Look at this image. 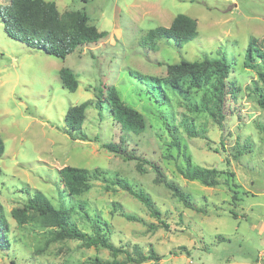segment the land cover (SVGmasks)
I'll list each match as a JSON object with an SVG mask.
<instances>
[{"label":"rangeland","instance_id":"1","mask_svg":"<svg viewBox=\"0 0 264 264\" xmlns=\"http://www.w3.org/2000/svg\"><path fill=\"white\" fill-rule=\"evenodd\" d=\"M48 1L56 2L62 14L85 13L107 33L62 59L11 38L0 12V138L5 146L0 154V264H259V252L264 251V107L254 88L257 73L244 60L251 40L264 39V0ZM8 3L0 0V11ZM180 13L197 19L195 39L182 47L167 39L155 47L141 44L151 29L170 26ZM222 55L231 64L222 126L208 113L192 110L190 102H199L203 90L184 95L168 91L169 100L162 102L134 76L165 78L169 64ZM63 67L79 79L74 92L63 86ZM113 87L143 114V131L121 127L105 103L101 114L95 107L100 89L107 96ZM85 101L93 102L83 124L88 139L72 138L66 112ZM185 120L195 125L197 136L189 133ZM121 138L138 155L159 164L165 179L189 193L195 207L158 182L150 164L141 171L138 160L103 146ZM187 157L195 165L220 171V183L207 186L184 177L179 168L186 166ZM67 165L100 174L93 175L89 189L72 196L60 173ZM104 177H121L142 187L169 226H162L141 201ZM36 191L57 207H72L74 222L90 234L96 231L92 218L99 216L102 232L122 251L113 254L101 245L58 238L55 229L26 207ZM116 204L140 221L114 210ZM16 209H25L27 216L18 218ZM138 250L160 258L129 261L127 252L138 258Z\"/></svg>","mask_w":264,"mask_h":264},{"label":"trees","instance_id":"2","mask_svg":"<svg viewBox=\"0 0 264 264\" xmlns=\"http://www.w3.org/2000/svg\"><path fill=\"white\" fill-rule=\"evenodd\" d=\"M6 32L11 38L20 40L32 47L42 48L47 53L65 59L69 54L79 47L89 43L98 42L106 31H100L96 25L91 24L88 15L80 11H69L61 13L56 2L48 0H9L4 10L0 11ZM197 19L180 13L175 16L170 26H158L151 29L141 40L143 46L155 47L162 39L173 41L176 46L182 47L198 36ZM264 39L263 41L253 38L246 50L244 64L247 68L257 73L256 86L258 102L264 107ZM230 62L225 55L219 57H203L201 60L182 59L178 63L167 66V76L158 78L154 76H144L133 73L137 76L148 90L159 100L166 101L169 97L165 94L174 91L176 94L184 95L191 89H201L204 96L197 102L191 101V108L196 112H206L222 126L225 119V106L228 94L230 93L226 76L230 69ZM63 86L69 91H76L79 87V79L76 73L63 67L59 71ZM260 84V85H259ZM234 91H232L233 94ZM92 101H85L69 107L65 115V124L69 129L72 138L88 139L83 131V124L86 120L87 109L92 105ZM108 105L113 118L127 130L141 132L146 127V120L143 114L136 108L127 105L121 98L120 92L116 88H111L107 96L103 95L100 89L95 101V107L100 111L103 106ZM185 126L190 134L197 136L199 133L195 125L189 120H185ZM97 138V137H96ZM103 146L111 151L124 155L126 159H136L139 161L138 168L143 171L144 164H150L157 172V181L164 183L173 194L188 207H195L192 196L185 192L175 182L167 181L164 172L159 164L138 155L134 149H130L124 138L120 141H109ZM5 146L0 138V154H3ZM242 154V149L239 150ZM186 166L180 167V171L190 180H199L207 186H215L220 183L218 171L215 168H208L195 165L189 157L186 158ZM92 173L89 169L67 165L60 171L65 183V188L70 195H80L89 189V182L94 174H100L99 170ZM2 169L0 166V175ZM230 177L233 172L228 171ZM103 179L118 186L141 201L156 217L162 226L168 227L169 223L162 217V212L156 206L152 196L142 187L131 183L129 180L117 177ZM26 207L38 214L43 224L55 229L58 238H74L83 241L87 246L101 245L109 248L113 254H118L122 249L111 242L110 238L102 232V221L99 216L92 218L95 222V233L90 234L78 227L73 220L72 207L55 206L49 197L42 191H36L28 200ZM80 208L85 211L86 216H90L86 210L85 203H80ZM114 210L121 212L129 220L140 221L139 217L126 213L118 204ZM18 218L27 216L25 209L14 211ZM155 228L156 224H152ZM139 257L132 256L127 252L129 261L143 262L146 258L159 259V255L152 253L146 256L141 250L137 251ZM103 264H125L124 262L97 261Z\"/></svg>","mask_w":264,"mask_h":264},{"label":"crops","instance_id":"3","mask_svg":"<svg viewBox=\"0 0 264 264\" xmlns=\"http://www.w3.org/2000/svg\"><path fill=\"white\" fill-rule=\"evenodd\" d=\"M264 241V240H263ZM263 248H264V245H263ZM263 257H264V251L263 250H260V252H259V258H258V262H260V263H262V264H264V262H263ZM259 263V264H260Z\"/></svg>","mask_w":264,"mask_h":264}]
</instances>
